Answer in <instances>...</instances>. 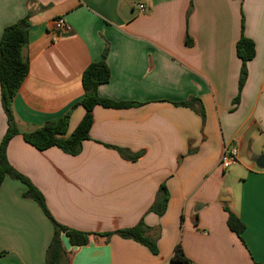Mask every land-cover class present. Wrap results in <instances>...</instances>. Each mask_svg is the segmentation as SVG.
Instances as JSON below:
<instances>
[{
  "label": "crops",
  "instance_id": "crops-1",
  "mask_svg": "<svg viewBox=\"0 0 264 264\" xmlns=\"http://www.w3.org/2000/svg\"><path fill=\"white\" fill-rule=\"evenodd\" d=\"M29 14V72L12 103L18 135L7 158L57 222L91 233L81 247L61 236V264H172L178 245L191 264H264V169L251 159L264 153V0H0V40ZM58 17L73 32L55 39ZM241 37L255 56L239 91ZM105 50L110 79L98 96L134 105L96 106L79 155L28 144L23 134L66 115L67 136L76 129L86 113L82 75ZM7 129L0 87V143ZM230 146L238 160L224 169ZM163 184L169 201L159 216L149 210ZM26 191L10 176L0 188V264H47L54 227ZM228 211L244 223L241 236ZM142 220L157 255L105 236Z\"/></svg>",
  "mask_w": 264,
  "mask_h": 264
},
{
  "label": "trees",
  "instance_id": "trees-1",
  "mask_svg": "<svg viewBox=\"0 0 264 264\" xmlns=\"http://www.w3.org/2000/svg\"><path fill=\"white\" fill-rule=\"evenodd\" d=\"M30 27L29 14L16 24L8 26L4 30L0 40L1 102L8 119V129L0 143V188L7 176L18 179L26 184L27 191L24 196L34 200L39 205L44 215L51 221L54 227V237L47 251L46 263L61 264L64 253L61 236L65 235L72 246L81 247L88 244L91 233L77 231L57 222L49 211L46 199L42 192L36 188L29 179L18 173L10 165L7 158L8 145L12 138L18 135V130L13 117L12 103L29 72V65L23 59L22 50L28 43ZM236 51L238 57L242 61L241 78L239 83V91H241L247 76V62L255 56V46L253 41L241 37L237 42ZM106 55L107 50L103 53L102 60L90 64L82 75V86L85 91V96L80 104L84 107L86 113L76 129L67 136L69 115H66L56 122L45 123L36 132L23 134V138L28 144L39 151H45L57 147L66 154L72 156L79 155L82 151L83 142L90 138V130L93 125L92 111L96 106L122 109L134 105L133 103L127 102H114L98 96V87L107 83L110 79V70L106 63ZM238 101L239 97L235 99V103H238ZM181 105L187 106L188 104L182 103ZM112 148L118 151L122 157L132 161L141 157V154L131 155L124 149L118 147ZM168 201L169 194L166 186L163 184L161 185L156 200L149 211L154 212L159 216L164 215ZM227 223L230 230L238 236H241L245 230L244 223L232 212H229ZM149 231L150 228L147 227L142 220L132 228L119 230L114 233L106 234L105 236L109 237L113 234H117L122 238L132 239L146 246L152 254L157 255L159 249L157 247L156 239L148 236ZM171 262L172 264H191L180 245L176 247Z\"/></svg>",
  "mask_w": 264,
  "mask_h": 264
},
{
  "label": "built area",
  "instance_id": "built-area-1",
  "mask_svg": "<svg viewBox=\"0 0 264 264\" xmlns=\"http://www.w3.org/2000/svg\"><path fill=\"white\" fill-rule=\"evenodd\" d=\"M138 9L141 14H146L148 12V9L143 4L138 5ZM52 31L55 39H58L62 36L72 33L73 28L63 17H58L53 21ZM237 160L238 148L236 146H230L225 148L220 160V165L224 169H228L232 165L236 164Z\"/></svg>",
  "mask_w": 264,
  "mask_h": 264
},
{
  "label": "water",
  "instance_id": "water-1",
  "mask_svg": "<svg viewBox=\"0 0 264 264\" xmlns=\"http://www.w3.org/2000/svg\"><path fill=\"white\" fill-rule=\"evenodd\" d=\"M129 11L134 12V10H131L130 8H129ZM124 15L126 18H130V16H128L126 13H124ZM251 159L259 169H264V153L262 154L253 153L251 156ZM202 207L203 205H199L196 208V210H199Z\"/></svg>",
  "mask_w": 264,
  "mask_h": 264
},
{
  "label": "rangeland",
  "instance_id": "rangeland-1",
  "mask_svg": "<svg viewBox=\"0 0 264 264\" xmlns=\"http://www.w3.org/2000/svg\"><path fill=\"white\" fill-rule=\"evenodd\" d=\"M255 150H257V148H255ZM253 153V152H252ZM229 170H227V172H228Z\"/></svg>",
  "mask_w": 264,
  "mask_h": 264
}]
</instances>
